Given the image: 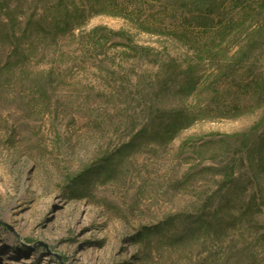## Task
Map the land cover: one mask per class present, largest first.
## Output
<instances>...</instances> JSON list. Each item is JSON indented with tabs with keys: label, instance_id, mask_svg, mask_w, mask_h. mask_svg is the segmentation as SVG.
<instances>
[{
	"label": "rangeland",
	"instance_id": "obj_1",
	"mask_svg": "<svg viewBox=\"0 0 264 264\" xmlns=\"http://www.w3.org/2000/svg\"><path fill=\"white\" fill-rule=\"evenodd\" d=\"M58 2L0 5V264H264V0Z\"/></svg>",
	"mask_w": 264,
	"mask_h": 264
},
{
	"label": "trees",
	"instance_id": "obj_2",
	"mask_svg": "<svg viewBox=\"0 0 264 264\" xmlns=\"http://www.w3.org/2000/svg\"><path fill=\"white\" fill-rule=\"evenodd\" d=\"M0 2L2 9L6 12V19L2 20V23L8 33V41L13 49L12 55H16L24 49L22 36L25 39L26 37L38 34L39 36L44 35L58 39L61 36L72 33L74 29L76 17L67 5H65V9H61L60 6H64V2L63 0H59L57 5L52 3V6L54 5L56 8L60 7L58 8L60 13L57 16L53 18L48 16L49 18L45 19V16L38 17L36 13H30L26 26L22 30V35H19L17 25L21 23L19 14L23 12L24 6L16 5L15 7H11L8 5V0H0ZM181 5L192 13L191 18L193 21L205 27L210 25L208 24L209 21L211 23L214 22L213 15L220 13V10L225 6L224 2L220 3L219 0H182Z\"/></svg>",
	"mask_w": 264,
	"mask_h": 264
}]
</instances>
